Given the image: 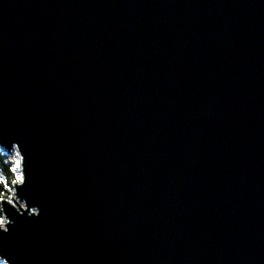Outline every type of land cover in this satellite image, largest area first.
I'll list each match as a JSON object with an SVG mask.
<instances>
[{
  "label": "water",
  "instance_id": "1",
  "mask_svg": "<svg viewBox=\"0 0 264 264\" xmlns=\"http://www.w3.org/2000/svg\"><path fill=\"white\" fill-rule=\"evenodd\" d=\"M6 264H264V0H0Z\"/></svg>",
  "mask_w": 264,
  "mask_h": 264
},
{
  "label": "trees",
  "instance_id": "2",
  "mask_svg": "<svg viewBox=\"0 0 264 264\" xmlns=\"http://www.w3.org/2000/svg\"><path fill=\"white\" fill-rule=\"evenodd\" d=\"M12 165L6 155L0 151V200L9 196L10 186L16 178Z\"/></svg>",
  "mask_w": 264,
  "mask_h": 264
},
{
  "label": "rangeland",
  "instance_id": "3",
  "mask_svg": "<svg viewBox=\"0 0 264 264\" xmlns=\"http://www.w3.org/2000/svg\"><path fill=\"white\" fill-rule=\"evenodd\" d=\"M0 151H2L6 155L7 160L10 161L13 164L12 166H13V169H14V173L16 175V178H15L14 181H17L19 179V173H18V167H17V157H16L17 154L16 153H11V152L6 153L5 151H3L1 149H0ZM13 196H14V194H13V185L11 184L10 193H9V196L6 199H8L9 201H12V197ZM0 202H1V200H0ZM0 207H1V204H0ZM4 219H5V217L3 216V213L1 212V214H0V226L2 225Z\"/></svg>",
  "mask_w": 264,
  "mask_h": 264
},
{
  "label": "bare ground",
  "instance_id": "4",
  "mask_svg": "<svg viewBox=\"0 0 264 264\" xmlns=\"http://www.w3.org/2000/svg\"><path fill=\"white\" fill-rule=\"evenodd\" d=\"M15 151L16 150H13L11 153H15ZM17 154V153H16ZM16 157H17V167H18V173H19V177H20V175H21V172H20V165H19V161H18V155H16ZM0 263L1 264H6L4 261H2L1 259H0Z\"/></svg>",
  "mask_w": 264,
  "mask_h": 264
}]
</instances>
